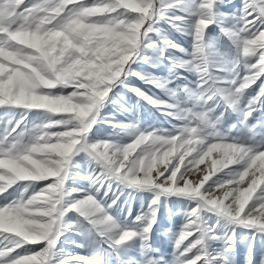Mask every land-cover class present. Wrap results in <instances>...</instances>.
Instances as JSON below:
<instances>
[{
	"label": "snow or ice",
	"instance_id": "obj_1",
	"mask_svg": "<svg viewBox=\"0 0 264 264\" xmlns=\"http://www.w3.org/2000/svg\"><path fill=\"white\" fill-rule=\"evenodd\" d=\"M221 2L0 0V109L20 110L18 117L0 120V197L24 182L19 197L0 204V264H105L108 252L119 254L133 240L139 241V264H226L233 236H218L205 223L203 211L264 232V141L249 143L244 137L222 135L217 126L223 111L214 115L222 103L246 121L264 106V0H241L231 14L220 11ZM228 17L236 21L234 26H223ZM158 19L180 31L186 28L192 36L191 50L155 27ZM212 24L222 25L235 48L224 86L209 67L206 33ZM150 33L159 40L151 39ZM145 47H159L160 57L167 49L184 53L167 59L174 69L197 74L195 87L183 88L193 106L169 104L125 83L130 75L162 89L170 83L132 70L131 63ZM258 81V91L242 105L246 90ZM117 84L166 108L182 124L161 134L105 120L114 127H131L134 139L125 145L91 141L89 134L102 119L100 109ZM168 91L174 97L177 89ZM33 110L40 111L42 119L29 126L27 117ZM244 126L254 135L256 125ZM81 152L96 165L90 179L91 186L98 187L91 192L66 188L72 158ZM209 158L202 178L191 179L193 170L204 172L198 166ZM217 172L221 175L209 182ZM109 178L153 192L147 210L136 217L142 227L118 221L110 213L112 205L97 198ZM29 187L33 191L26 196ZM173 194L197 203L179 233L173 234L174 255L165 262L151 255L149 241L159 197ZM73 211L98 239L88 245V255L56 260L61 228L67 226L63 218ZM216 239H223L225 248L213 254L210 244ZM37 244L43 246L30 247Z\"/></svg>",
	"mask_w": 264,
	"mask_h": 264
},
{
	"label": "rangeland",
	"instance_id": "obj_2",
	"mask_svg": "<svg viewBox=\"0 0 264 264\" xmlns=\"http://www.w3.org/2000/svg\"><path fill=\"white\" fill-rule=\"evenodd\" d=\"M241 5V0H222L219 5L220 11L223 13H234ZM171 14V13H170ZM179 15L180 13H175ZM236 21L231 17L225 18L223 26L232 27ZM221 24H212L206 33V42L209 45L208 54L210 59V71L212 75L220 77L219 86H224L231 73L226 71L228 62L235 56V48L231 44L228 37L221 31ZM155 27L161 29L175 43L181 45L184 49L191 50L192 36L184 31L177 30L172 27L166 19H158ZM151 39L159 40L155 33L149 34ZM184 53L175 50H165L164 57H160L159 47H145L139 52V55L131 63V68L135 72L152 74L157 78H167L170 80L167 88L162 89L152 84L145 83L139 77L130 75L125 83L131 87L138 88L153 98L166 101L169 104L180 101L185 106H193L194 101H188L186 93L183 91L184 86L195 87L197 74L182 68H173V64L167 57H181ZM175 76V79L171 77ZM260 81L252 88L246 90L241 98V104H246L247 99L255 95L258 91ZM168 89H177L176 95L170 96ZM223 111L220 124L217 130L226 137H244L249 143H260L264 141V106L258 108L245 121L242 114L233 110L231 107L225 108L220 105L215 109L214 115H219ZM101 118L93 126L89 137L91 141L111 140L114 143L125 145L134 139L131 127H114L113 124L105 123V120L112 121L114 124L134 126L140 130H157L161 134L164 130L172 131L175 127H179L182 121L170 115L164 107L154 106L147 100L138 97L131 92L129 88H125L122 84L116 87L105 99L100 109ZM19 109H0V120L7 119L15 114L19 116ZM29 126L34 123L41 122L42 114L38 110L28 113ZM248 125H256L254 135L249 133L245 128ZM216 154L213 153V157ZM74 164L70 165L69 178L66 180V188L86 189L93 191L90 174L95 163L81 152L73 156ZM211 158L206 159L204 164L198 166L204 172L193 170L190 178L198 180L206 173L210 166ZM217 172L210 177L209 182L220 176ZM51 180V178H50ZM47 182V181H46ZM45 182V183H46ZM24 182L14 186L5 193L4 197H0V204L5 199L11 201L20 196ZM91 186V187H90ZM207 186V184L205 185ZM39 187V184L35 185ZM32 187L24 195H31ZM215 191V189H213ZM104 193H107L105 196ZM72 195H80L74 193ZM153 192L146 189H138L119 181L109 178L103 182V186L99 187L96 193L98 199L103 198L105 202L111 204L110 213L118 221L142 227L143 221H137L136 217L147 210L149 202L153 199ZM256 196L260 195L258 191ZM115 203H112V201ZM196 200L184 195H162L158 200V213L155 225L150 234L151 255L157 258H163L165 262H170L174 255V235L178 234L182 226L186 223L188 212L196 207ZM202 217L207 226L213 228L218 236L232 235V247L228 253L226 264H262L264 261V232L255 231L252 228L238 225L229 221L225 217L211 211H203ZM61 228L62 234L58 238L56 245V260H60L65 256H75L77 254L86 256L89 254L88 245L97 240L95 232H89V225L76 212H68L63 218ZM42 244V242H41ZM43 245H31L32 248H39ZM106 248V245H105ZM225 248L223 239H216L211 242L210 250L213 254L222 251ZM141 260L139 241L133 240L119 251L108 252L105 256V264H139Z\"/></svg>",
	"mask_w": 264,
	"mask_h": 264
}]
</instances>
